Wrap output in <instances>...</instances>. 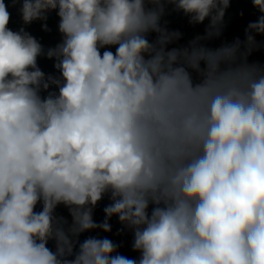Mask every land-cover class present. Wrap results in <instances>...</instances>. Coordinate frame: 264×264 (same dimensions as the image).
<instances>
[{"label":"clouds","instance_id":"clouds-1","mask_svg":"<svg viewBox=\"0 0 264 264\" xmlns=\"http://www.w3.org/2000/svg\"><path fill=\"white\" fill-rule=\"evenodd\" d=\"M11 3L26 25L57 10L62 41L45 50L11 30L0 0V264H264V66L249 62L264 0L245 40L216 49L201 41L230 0ZM167 5L209 18L205 35L169 50L182 33L161 23ZM113 216L137 259L108 237L79 241Z\"/></svg>","mask_w":264,"mask_h":264},{"label":"trees","instance_id":"trees-1","mask_svg":"<svg viewBox=\"0 0 264 264\" xmlns=\"http://www.w3.org/2000/svg\"><path fill=\"white\" fill-rule=\"evenodd\" d=\"M5 4L8 6V11L10 13V22L8 27L11 30L19 31L21 28H24L25 31L30 33L43 45L45 50L55 47L62 41V35L58 30L59 17L57 15V10L49 11L47 13L46 21L35 20L32 23L26 25L24 24L19 11L21 8V3H17L15 6H13L11 0H5ZM260 15L261 13L257 8L254 7L252 0H230V6L226 9L223 18L221 34L219 36L202 40L201 43L203 44V41H206V47L208 46L211 49H216L225 44L233 43L237 38L241 41H244L246 38L245 33L248 24L257 21ZM161 23L165 24V26L170 31L174 30L182 33L181 39L167 46V48L170 50L173 47H185L186 44H188L189 41L193 40L196 36H204L205 31L210 23V19L206 18L203 23L193 25L189 23V18L185 16L182 11H174L172 5H167L166 13L163 16ZM45 24L47 25L48 30L44 29L43 26ZM193 30L197 32L190 34ZM156 35V33H150L148 35V39L153 41L155 40ZM255 38L258 42H260V47L254 50L249 56V62L258 63L261 66H264V35H256ZM103 50L105 49H102L101 51ZM108 50L114 52L115 47H112ZM37 63L38 67L45 74L59 75L58 71L54 67V59H48L46 56L42 55L38 57ZM193 76L195 78V73H193ZM52 90L57 89L53 88ZM46 94L47 93H42V95ZM109 203L110 200L107 196L98 202L93 212V218L97 223H100L104 220L105 213L103 209ZM41 207L42 206L38 204L36 211H40ZM56 213L65 217L69 223L71 222V216L67 208H65L63 205L58 206ZM110 224L112 227L111 232L105 233L102 230L85 232L79 236V241L82 242L89 236L108 237L114 243L120 245L118 251L121 254L132 259H137L139 257V253L134 252L131 247L133 241L132 233L128 230H124L123 232H120V234H117L122 228V225L118 221V217L113 216ZM48 247L54 251V241H49Z\"/></svg>","mask_w":264,"mask_h":264},{"label":"rangeland","instance_id":"rangeland-1","mask_svg":"<svg viewBox=\"0 0 264 264\" xmlns=\"http://www.w3.org/2000/svg\"><path fill=\"white\" fill-rule=\"evenodd\" d=\"M195 32H197V31L193 30L190 34H193V33H195ZM190 34H189V35H190ZM191 39H192V38H191ZM203 44L205 45V44H206V41H203ZM186 46H188V44H186ZM186 46H185V47H186ZM207 47H208V46H207ZM208 48H209V47H208Z\"/></svg>","mask_w":264,"mask_h":264}]
</instances>
